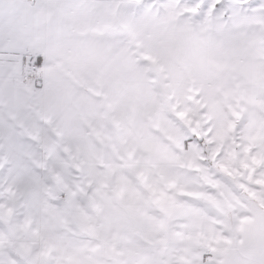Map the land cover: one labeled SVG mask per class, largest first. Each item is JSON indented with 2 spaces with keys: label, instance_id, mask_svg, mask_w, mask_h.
I'll use <instances>...</instances> for the list:
<instances>
[{
  "label": "snow or ice",
  "instance_id": "snow-or-ice-1",
  "mask_svg": "<svg viewBox=\"0 0 264 264\" xmlns=\"http://www.w3.org/2000/svg\"><path fill=\"white\" fill-rule=\"evenodd\" d=\"M0 264H264V0H0Z\"/></svg>",
  "mask_w": 264,
  "mask_h": 264
}]
</instances>
